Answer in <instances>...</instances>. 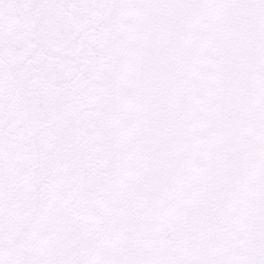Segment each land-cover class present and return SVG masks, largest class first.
I'll list each match as a JSON object with an SVG mask.
<instances>
[{"label":"snow or ice","instance_id":"obj_1","mask_svg":"<svg viewBox=\"0 0 264 264\" xmlns=\"http://www.w3.org/2000/svg\"><path fill=\"white\" fill-rule=\"evenodd\" d=\"M0 264H264V0H0Z\"/></svg>","mask_w":264,"mask_h":264}]
</instances>
